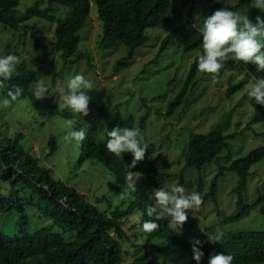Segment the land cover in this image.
I'll return each mask as SVG.
<instances>
[{
	"label": "trees",
	"instance_id": "obj_1",
	"mask_svg": "<svg viewBox=\"0 0 264 264\" xmlns=\"http://www.w3.org/2000/svg\"><path fill=\"white\" fill-rule=\"evenodd\" d=\"M22 1L0 0V29L5 31V34H10V40H16L14 45L16 55L19 45L26 44V40L23 43L22 41L29 39L33 49L44 57L54 58L55 52H60L64 65L70 63V59L76 56L78 61H85L87 68H93L89 53H79L78 47L81 42L79 32L87 27L94 5L101 29L97 50H111L119 45L128 50L127 56L117 61L113 75L129 66L137 49L144 47L149 40L148 33L172 25L180 18V11L184 10L179 8L174 0H45L47 3L45 8L40 6L42 0H34L31 6L20 10ZM213 1L215 3L211 7ZM199 3L204 4L203 11L212 10L209 16L217 9L224 8L245 14L255 10L250 6L251 0H181L182 5H189V9L185 10L187 20L181 21L168 31L160 44L159 54L175 41L182 46L183 52L199 50L201 54L203 53L201 32L192 30L189 23ZM62 12L64 17L58 19ZM39 22L56 23L53 29L55 51L44 42ZM150 36L156 38L151 34ZM8 41L7 46L10 44ZM198 57L195 58L185 87L168 105L170 114L182 104L191 77L195 72H199ZM16 70L18 75L14 73L13 77L4 81L3 87H0L3 99L7 98L9 90L19 86L23 89V94L12 103V106L26 100L41 116L73 118L70 112L60 111L57 105L45 101V98L37 100L33 95L32 89L40 80L38 71L29 69L24 62L17 64ZM200 74L205 76L203 73ZM261 77H264V72H260ZM232 91L233 89L224 91L227 100L231 99ZM185 104L182 112L187 111L193 101H186ZM249 104L252 115L244 126L245 130L251 129V126L257 123H264V107L256 104L254 99ZM99 111L87 123L90 125L87 137L78 148L79 164L88 160L99 161L113 177L115 184L122 188L127 167L133 157L130 153L123 154L122 158L108 153L105 148L107 132L114 127H139L143 134L147 117L136 121L131 116L121 118L116 114L106 123V129L100 135L98 131L104 122V106ZM230 125L231 118L228 115L208 134L191 133L182 157L184 169L200 170L215 159L219 160L221 153L227 152L225 163L218 166V171L203 200L216 204L218 179L226 173H233L236 175L237 185L232 194L237 198L236 207L242 208V212L211 227L198 228L199 231L195 228L192 242L201 241V245L197 246L204 253L200 264H208L210 256L214 254L233 256V264H264V231L231 232L223 235L217 244L207 242L206 235L221 232L218 231L220 224L246 218L257 203L264 201V195L258 202L250 205L244 201L247 181L252 176L250 170L264 158V147L253 149L244 157L232 160L229 141L235 139L238 134L233 132L225 135ZM84 126L78 122L74 130ZM4 135L0 127V178L10 185L8 196L0 194V212L16 210L21 216L18 233L12 236L0 233V264H161L158 258L168 253H175L178 257L186 254L190 258L189 264H196L192 258V242H188L179 232L169 229L166 219L157 221L159 224L157 231L151 234L143 231V221L149 219L146 207L154 203L153 189L161 188L167 178V174L159 167V158L158 161L151 159L156 153L153 144L148 145L145 159L130 169L143 174V178L138 182L137 191L131 193V202L127 206L112 207L104 196L97 197L90 203L75 188L54 179L52 171L41 166L39 159L24 149L21 144L22 134ZM99 136H102L101 141L98 139ZM47 145V156H52L57 150L54 136L49 138ZM177 184L184 186L181 175ZM200 186L201 184L199 191ZM103 203H107L106 208L99 209ZM29 205L38 208L48 221L47 226L30 230L29 220L25 215L26 207ZM187 222L182 228L186 229L188 224H192Z\"/></svg>",
	"mask_w": 264,
	"mask_h": 264
},
{
	"label": "rangeland",
	"instance_id": "obj_2",
	"mask_svg": "<svg viewBox=\"0 0 264 264\" xmlns=\"http://www.w3.org/2000/svg\"><path fill=\"white\" fill-rule=\"evenodd\" d=\"M33 1L23 0L20 10L31 6ZM174 2L179 8L184 9L180 11V18L168 27L151 31L150 34L156 38L151 37L148 33L149 40L144 47L137 49L129 66L123 68L116 75H113L114 67L118 60L127 56L128 50L121 45L111 50H97L101 29L96 18L97 11L94 5L91 8L87 27L79 32L81 42L78 47L79 53H89L91 62L94 64L93 68H87L85 61H78L76 56L70 59V63L64 65L60 52H55L54 58L51 56L44 57L33 49L29 39L22 41L23 43L26 40V44L19 45L18 55H16L14 53L16 40H10V34H5V31L3 32L1 29L0 56L14 54L18 57L19 63L24 62L29 69L38 71L40 80H44L48 89L45 101L55 105L61 102L62 96L67 93L69 78L76 74L84 75L86 79L92 82L93 88L88 92L91 97L89 104L91 112L88 117H83V120L88 123L104 106V122L99 126L98 131L100 135L106 129V123L116 114L121 118L131 116L136 121L147 117L145 130L142 134L143 142L155 146L156 153L151 159L158 161L159 158V167L163 169H161L162 172L167 174L161 188L167 190L171 185L177 184L181 175L185 189L189 193H199L203 200L218 171V166L225 163L227 152L221 153L219 160L218 158L215 159L214 162L200 170L184 169L182 153L190 134H208L229 115L231 125L225 135L233 132L238 134L235 139L229 141L231 145L230 156L233 160L244 157L253 149L264 147V123H257L251 126V129L245 130L244 126L252 115V108L248 101L242 102L245 93L244 87L234 92L235 97L227 100L224 90L229 87V84L230 86H238L241 80L236 75L230 82V76L237 72L238 66L228 62L215 81L210 76H202L200 71L195 72L190 79L182 104L170 114L168 105L185 87L198 54V50L183 52L178 41H175L173 45L159 54L160 44L168 31L175 25H179L181 21L187 20L185 10L189 9V5H182L181 0H174ZM40 6L41 8L47 7L46 1L42 0ZM201 7L202 5L199 4L195 16ZM63 13H60L59 17L55 16L62 19ZM262 13L264 14V11L258 10L255 12L256 15L252 14V16L256 17ZM191 22L195 21L192 20ZM51 24L39 22L38 26L43 31L44 42L55 51L53 29L56 23ZM7 41L10 43L9 46H7ZM239 98L241 100L238 103ZM0 100H3L1 92ZM189 100H192L193 104L187 111L182 112L186 105L185 102ZM65 110L70 112L73 117L69 109ZM63 120L64 118L60 116L48 118L39 115L26 100L19 101L17 105H11L6 109L0 107L1 132L5 134L4 136L22 134L21 144L24 149L39 159L41 166L50 169L54 179L75 188L90 203L95 198L104 196L112 207L127 206L132 200V195L130 194L124 201L118 199L117 195L122 188L115 184L113 177L102 163L96 160H88L79 164V146L75 142L68 143L64 140L67 129L63 126ZM79 122L84 124L83 121ZM51 136L55 137L57 150L52 156H47V142ZM98 139L101 141L102 136H99ZM250 172L252 176L248 178L247 194L244 197L245 204L248 205L258 202L264 195V158L260 163L254 165ZM199 184H201L200 191L198 189ZM236 185L235 174L226 173L220 177L216 188L217 203L204 202L203 200L198 209L191 210L188 214L193 223L188 224L186 229L181 228L179 233L191 243L195 228L199 231L204 227H211L242 212V208L236 207L237 198L232 194ZM149 190H151L150 186ZM9 191V183L0 178V194L8 196ZM29 194L28 192L27 196ZM106 204L103 203L98 208L105 209ZM25 215L28 217L31 231L48 224L46 218L34 205L26 207ZM20 216L16 210L6 213L0 212V233L6 236L18 233ZM219 230L223 235L237 231H264V201L257 203L246 218L232 223L220 224ZM158 260L161 261V264H189L190 262V258L186 254L178 257L175 253L164 254Z\"/></svg>",
	"mask_w": 264,
	"mask_h": 264
},
{
	"label": "clouds",
	"instance_id": "obj_3",
	"mask_svg": "<svg viewBox=\"0 0 264 264\" xmlns=\"http://www.w3.org/2000/svg\"><path fill=\"white\" fill-rule=\"evenodd\" d=\"M215 1L211 3V7ZM202 7L195 16L198 5ZM189 20L191 29L201 32L203 53L198 50V70L216 80L224 69L226 62L235 63L238 66L237 72L231 74L232 78L238 75L241 80L238 86L227 87L224 91L232 90L231 98L235 97L234 92L244 87L245 93L242 102H251L264 107V77L260 78V72H264V14L256 15L255 12L264 11V0H251L250 6L255 10L248 11L246 14L229 10L227 8L216 10L212 15V10L203 11L204 4L199 3ZM241 13V14H240ZM195 22H191V21ZM195 51V50H194ZM201 54V55H200ZM19 59L14 54H7L0 57V87L3 82L8 81L17 74L16 66ZM229 82V83H230ZM93 88L90 80L82 74H76L69 78L67 82V93L57 103V109L63 111L69 109L73 118L64 119L63 126L67 129L64 140L77 146L81 145L87 137L89 124L85 123L83 117H88L91 109L89 107L91 97L88 92ZM48 89L44 80H38L33 89V95L37 100L46 97ZM23 94V89L16 86L9 90L7 98L0 100V107L9 108L13 102L17 101ZM241 99H238V103ZM250 105V104H249ZM79 121H83L85 126L74 130ZM107 142L105 148L108 153L122 158L123 154L130 153L133 157L131 164L127 167L124 185L121 192L117 195L120 201L126 200L131 193L137 191L138 182L143 178L141 172H134L130 169L135 168L138 162L145 159L148 145L143 142L144 138L139 127H114L107 132ZM154 203L146 207V215L149 219L142 224L143 231L151 234L158 230L157 221L168 220V228L178 231L187 222L193 223L188 216L191 210L198 209L202 203V197L197 192L189 193L184 186L173 184L167 190L164 188L153 189ZM207 242L217 244L221 240L223 233L206 235ZM193 240V239H191ZM193 260L200 264L204 253L200 250L201 241L192 242ZM234 257L225 254L211 255L208 264H233Z\"/></svg>",
	"mask_w": 264,
	"mask_h": 264
}]
</instances>
